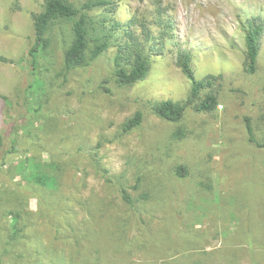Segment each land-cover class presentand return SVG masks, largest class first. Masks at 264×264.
<instances>
[{"label": "rangeland", "instance_id": "1", "mask_svg": "<svg viewBox=\"0 0 264 264\" xmlns=\"http://www.w3.org/2000/svg\"><path fill=\"white\" fill-rule=\"evenodd\" d=\"M44 3L0 0V55L14 61H0V93L9 100L0 96V264H188V255L226 245L241 249L237 264H264V148L249 142L247 129L249 118L264 139V34L250 74L241 28L252 16L264 19V0H120L117 18L135 17L139 31L145 24L160 33L159 10L173 24L148 76L129 86L114 74L115 47L66 70L70 24L57 23L39 56L44 92L29 98L33 14ZM181 49L191 52L197 77L223 79L215 110L188 106L171 122L152 105L189 96L176 63ZM138 111L142 125L124 132ZM29 156L58 167V189L26 182L17 167ZM17 209L25 227L18 241L9 216Z\"/></svg>", "mask_w": 264, "mask_h": 264}, {"label": "trees", "instance_id": "2", "mask_svg": "<svg viewBox=\"0 0 264 264\" xmlns=\"http://www.w3.org/2000/svg\"><path fill=\"white\" fill-rule=\"evenodd\" d=\"M120 0H45L43 9L33 14L35 41L29 54L33 60L35 76L34 83L30 86V96L37 91L44 92L39 73V56L42 52L48 53L52 47V36L57 23L70 24V40L65 50L64 66L68 71L89 66L103 56L110 48H116L114 57V74L120 85L129 86L144 80L152 67L154 58L161 55L166 42L174 37L173 24L167 18L162 17L164 11L159 10V23L162 27L159 34L148 25H143L139 31L135 17L129 21H120L117 12ZM245 35L247 51L245 70L254 74L258 69L259 55L264 34V19L262 16H252L241 23ZM0 61L14 62L6 56L0 55ZM176 63L191 82V89L187 99L175 101L167 99L158 101L152 105L153 113L171 122H180L186 113L188 106L197 111L211 112L219 105V87L222 74H208L199 78L193 66V56L188 50H180L176 56ZM44 95V93H43ZM6 101L8 97L1 94ZM43 97V96H42ZM31 103V99L29 100ZM144 121V112L138 111L123 124L124 132H131L140 127ZM249 142L259 148H264V139H259L254 127L247 119ZM19 133V131H18ZM182 133L180 130L177 134ZM13 139V148L19 147L21 137ZM5 143L0 132V147ZM99 162V160H97ZM20 174L27 173L28 184L44 186L49 191H55L60 187V173L58 167L52 163L37 161L29 156L21 160L18 165ZM180 177L186 176L187 168L180 165L176 170ZM122 197L129 205H135L127 187H121ZM146 197V195H144ZM143 198V196H142ZM12 219V240L18 241L24 232V213L21 209L12 210L9 213ZM241 249L230 248L227 245L215 251L204 253H192L188 255V264H237L241 255Z\"/></svg>", "mask_w": 264, "mask_h": 264}]
</instances>
